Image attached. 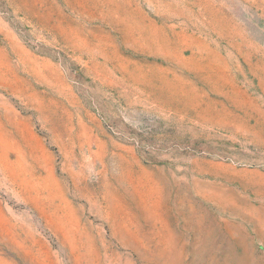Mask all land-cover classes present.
I'll return each mask as SVG.
<instances>
[{"label": "rangeland", "instance_id": "1", "mask_svg": "<svg viewBox=\"0 0 264 264\" xmlns=\"http://www.w3.org/2000/svg\"><path fill=\"white\" fill-rule=\"evenodd\" d=\"M0 264H264V0H0Z\"/></svg>", "mask_w": 264, "mask_h": 264}]
</instances>
